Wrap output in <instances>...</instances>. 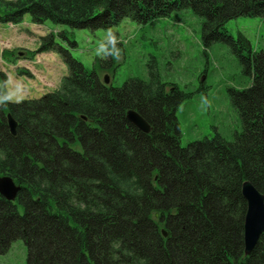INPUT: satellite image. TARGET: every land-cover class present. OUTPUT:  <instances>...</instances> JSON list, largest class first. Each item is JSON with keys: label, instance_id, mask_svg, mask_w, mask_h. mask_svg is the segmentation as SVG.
Returning <instances> with one entry per match:
<instances>
[{"label": "trees", "instance_id": "16d2710c", "mask_svg": "<svg viewBox=\"0 0 264 264\" xmlns=\"http://www.w3.org/2000/svg\"><path fill=\"white\" fill-rule=\"evenodd\" d=\"M187 9L205 44L227 39L229 20L264 22V0H0V25L28 15L34 25L107 29ZM69 32L41 37L37 49L60 54L68 70L55 90L20 102L1 92L0 176L20 190L12 202L0 196V254L20 240L26 264H264V233L244 254L241 195L249 181L264 196V52L239 37L250 81L228 90L241 128L234 140L215 133L182 148L176 112L186 96L155 75L104 85L60 47Z\"/></svg>", "mask_w": 264, "mask_h": 264}, {"label": "rangeland", "instance_id": "374dc122", "mask_svg": "<svg viewBox=\"0 0 264 264\" xmlns=\"http://www.w3.org/2000/svg\"><path fill=\"white\" fill-rule=\"evenodd\" d=\"M108 29L120 38V59L96 54ZM63 30L70 32L68 40L58 38L60 47L87 70L95 69L100 80L107 76L113 87L122 86L127 79L149 80L155 75L159 82L172 84L188 95L176 112L182 148L215 133L232 141L240 131L228 90H241L250 81L245 71L249 53L241 48L239 37L248 42L249 52H264V22L260 18L229 20L221 32L228 38L205 44L201 20L188 9L151 24L123 19L107 29L69 30L51 22L32 25L27 15L20 25H0V98L2 92L9 102L36 99L59 86L68 74L61 55L37 49L41 37ZM110 58L115 65L107 69L104 62ZM201 83L204 89L198 92ZM26 256L23 242L15 240L0 254V264H26Z\"/></svg>", "mask_w": 264, "mask_h": 264}, {"label": "water", "instance_id": "95a60500", "mask_svg": "<svg viewBox=\"0 0 264 264\" xmlns=\"http://www.w3.org/2000/svg\"><path fill=\"white\" fill-rule=\"evenodd\" d=\"M107 83L108 78L104 77V84ZM126 119L139 131L143 133L150 131L149 124L138 113L128 111ZM7 123L10 133L15 134L16 122L10 115H7ZM19 190V186H16L10 177L0 176V196L5 200L14 201ZM241 195L246 203L243 244L244 254L248 255L253 250L259 237L264 233V196L249 181L242 183Z\"/></svg>", "mask_w": 264, "mask_h": 264}, {"label": "clouds", "instance_id": "9594fccd", "mask_svg": "<svg viewBox=\"0 0 264 264\" xmlns=\"http://www.w3.org/2000/svg\"><path fill=\"white\" fill-rule=\"evenodd\" d=\"M119 39L113 30L108 29L104 40L100 41L96 49V54L101 56L111 55L116 59H120L122 49L117 46Z\"/></svg>", "mask_w": 264, "mask_h": 264}, {"label": "flooded vegetation", "instance_id": "af4514ba", "mask_svg": "<svg viewBox=\"0 0 264 264\" xmlns=\"http://www.w3.org/2000/svg\"><path fill=\"white\" fill-rule=\"evenodd\" d=\"M114 65H115V61L113 60V59H109V62H108V64H107V69H112L113 67H114ZM205 73V72H204ZM110 79H111V76H110ZM202 81H203V78H202ZM160 84L162 83V82H159ZM109 86H112V84L111 83H109L108 84ZM162 85V84H161ZM113 87V86H112ZM198 92H201V91H203V89H204V86L202 85V83L201 84H199L198 85ZM165 91H167V92H173L174 90L175 91H178V92H180L179 91V89H177L174 85H172V84H170V85H166V87H165V89H164ZM182 93V92H181ZM184 94V93H183ZM186 97H188V95H186V94H184Z\"/></svg>", "mask_w": 264, "mask_h": 264}]
</instances>
